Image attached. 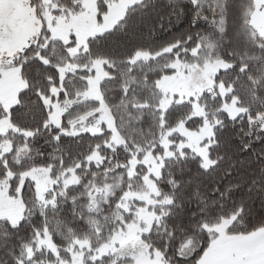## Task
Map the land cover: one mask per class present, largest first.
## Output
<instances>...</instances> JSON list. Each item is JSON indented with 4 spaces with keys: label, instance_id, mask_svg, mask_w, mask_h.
Returning a JSON list of instances; mask_svg holds the SVG:
<instances>
[{
    "label": "snow or ice",
    "instance_id": "6c2138e0",
    "mask_svg": "<svg viewBox=\"0 0 264 264\" xmlns=\"http://www.w3.org/2000/svg\"><path fill=\"white\" fill-rule=\"evenodd\" d=\"M5 197L0 264H264V0H0Z\"/></svg>",
    "mask_w": 264,
    "mask_h": 264
},
{
    "label": "rangeland",
    "instance_id": "374dc122",
    "mask_svg": "<svg viewBox=\"0 0 264 264\" xmlns=\"http://www.w3.org/2000/svg\"><path fill=\"white\" fill-rule=\"evenodd\" d=\"M17 210V206L6 197L0 199V213L5 215H15Z\"/></svg>",
    "mask_w": 264,
    "mask_h": 264
},
{
    "label": "trees",
    "instance_id": "16d2710c",
    "mask_svg": "<svg viewBox=\"0 0 264 264\" xmlns=\"http://www.w3.org/2000/svg\"><path fill=\"white\" fill-rule=\"evenodd\" d=\"M175 27H176L177 31H185L188 29L189 25L186 21L185 22H177ZM204 27H207V26H204ZM201 30H203V29H201ZM249 171H251V170H249Z\"/></svg>",
    "mask_w": 264,
    "mask_h": 264
}]
</instances>
